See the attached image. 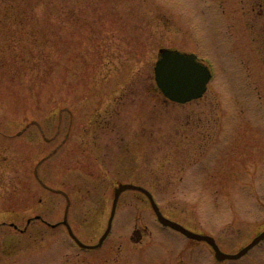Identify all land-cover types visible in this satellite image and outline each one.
<instances>
[{
  "label": "rangeland",
  "instance_id": "1",
  "mask_svg": "<svg viewBox=\"0 0 264 264\" xmlns=\"http://www.w3.org/2000/svg\"><path fill=\"white\" fill-rule=\"evenodd\" d=\"M164 50L209 65L203 97L163 94ZM38 165L45 184L68 193L85 243L100 240L116 190L133 183L224 252L249 245L264 231V0H0V222L64 219L67 199L39 182ZM30 229L19 258L38 264H264V241L219 260L162 225L138 190L121 194L98 251L76 256L62 227Z\"/></svg>",
  "mask_w": 264,
  "mask_h": 264
},
{
  "label": "water",
  "instance_id": "2",
  "mask_svg": "<svg viewBox=\"0 0 264 264\" xmlns=\"http://www.w3.org/2000/svg\"><path fill=\"white\" fill-rule=\"evenodd\" d=\"M155 72L157 84L163 91V93L169 99L181 103H185L189 100L201 97L206 91L207 83L211 77V73L208 68L199 63L196 60L195 55H186L178 51L172 50L162 51V57L157 62ZM35 173L36 176L39 178L38 169H36ZM39 181L42 185L46 186L43 180L39 179ZM126 190H138L145 193L151 200L152 206L158 216L159 221L164 226L171 227L189 238L208 242L210 245L213 246L216 251V257L220 260L239 259L246 253H248L257 244H259L262 240H264L263 231L261 234L255 237L249 245L244 247L238 253H225L220 249L215 238H213L212 236L193 232L184 227L182 224L173 221L163 215L159 206L155 202L153 195L149 190L142 186L134 184H123L116 190L110 225L107 232L101 239V243L110 232L119 197L121 193Z\"/></svg>",
  "mask_w": 264,
  "mask_h": 264
},
{
  "label": "flooded vegetation",
  "instance_id": "3",
  "mask_svg": "<svg viewBox=\"0 0 264 264\" xmlns=\"http://www.w3.org/2000/svg\"><path fill=\"white\" fill-rule=\"evenodd\" d=\"M69 213H70V210L68 212V223L71 226V228L73 229L72 222H71L70 217H69L70 216ZM36 217H40V218H35V219L31 220V222L28 224L27 228L20 227L18 221H13V220L12 221H6V220H4V221L0 222V231L2 230L3 226L7 225L19 233L17 236V238L19 237V239L17 241L13 237L9 238L8 240L2 239L1 235H0V258H2L4 260V259H8V258L11 259L12 257H14L15 262H13L12 264H38L39 258H38V256H32L33 253L31 255L30 254H28L27 256L25 255V257H23V258H19V257H22V256H19V253H20L19 251L26 248V246L21 243V239H22L21 236H25L31 231L30 227H31L33 222H36V221L41 222L42 224L48 225L51 228H58V227L61 228L62 227L63 229L68 231L69 234L71 232L70 229L66 226L64 219L56 221V222H50V221L46 220L42 215H37ZM64 217H65V214H64ZM30 218H33V217H30ZM12 223H16L17 226H15ZM73 231L77 235V237L85 243V241L80 237V235L77 233V231L74 229H73ZM70 236H71V234H70ZM29 238H30V236H29ZM71 239L73 241L74 246L77 247V249H80V251L75 253L76 256L80 255L81 253L98 251L99 249H101L104 246V243H103L98 248H83L81 245H79L77 243V241L73 237ZM86 244H88L90 246H94L97 244V241H94L92 243H86ZM58 258H60L64 261L62 264H72L71 258H68L67 261H65V259H63V257H61V256H59ZM2 259H0V260H2ZM89 263L91 264V262H89Z\"/></svg>",
  "mask_w": 264,
  "mask_h": 264
}]
</instances>
